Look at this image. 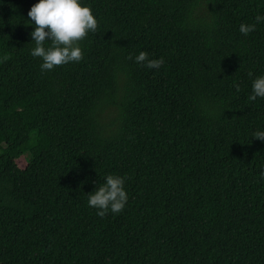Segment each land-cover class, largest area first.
<instances>
[{"label":"trees","instance_id":"1","mask_svg":"<svg viewBox=\"0 0 264 264\" xmlns=\"http://www.w3.org/2000/svg\"><path fill=\"white\" fill-rule=\"evenodd\" d=\"M36 2L0 0V264H264V0H83L82 59L43 72Z\"/></svg>","mask_w":264,"mask_h":264},{"label":"clouds","instance_id":"2","mask_svg":"<svg viewBox=\"0 0 264 264\" xmlns=\"http://www.w3.org/2000/svg\"><path fill=\"white\" fill-rule=\"evenodd\" d=\"M27 16L29 23L34 26V30L30 33L34 44L30 49V55L41 58L42 72L52 70L58 65L80 61L83 52L79 42L89 32H95L98 25L91 7L83 0H37L30 7ZM262 22H264V14L257 13L255 23H241L239 31L247 35ZM134 60L148 69L160 68L165 63L163 57L149 58V54L145 51H139ZM233 86L239 92V83H234ZM251 89L248 96L250 101L256 100L257 97L264 98V74L252 79ZM252 137L264 141V130L254 131ZM124 185V176L107 174L104 182L87 194L88 206L95 208L96 214L100 217H104L109 211L121 212L128 200Z\"/></svg>","mask_w":264,"mask_h":264},{"label":"rangeland","instance_id":"3","mask_svg":"<svg viewBox=\"0 0 264 264\" xmlns=\"http://www.w3.org/2000/svg\"><path fill=\"white\" fill-rule=\"evenodd\" d=\"M110 118H112V115H109L108 116V119H110ZM18 161V164L19 165H21V166H24L25 165V163H26V160H25V157H21V158H17L16 159V162Z\"/></svg>","mask_w":264,"mask_h":264}]
</instances>
